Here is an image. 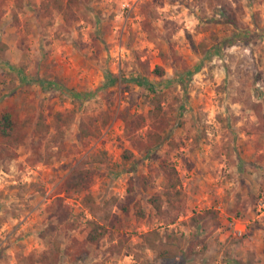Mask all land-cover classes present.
<instances>
[{
	"label": "rangeland",
	"instance_id": "obj_1",
	"mask_svg": "<svg viewBox=\"0 0 264 264\" xmlns=\"http://www.w3.org/2000/svg\"><path fill=\"white\" fill-rule=\"evenodd\" d=\"M65 1L0 0V112L15 108L47 124L74 113L61 141L48 139L51 128L40 144L47 163L29 165L36 141L27 132L0 168V264H19L53 238L60 264H264V134L248 109L264 108V0H83L69 24L56 9ZM219 14L255 36L223 44L232 27L214 25ZM201 39L204 51H219L200 52ZM134 78L162 86L167 125L152 159L131 143L145 140L151 110V94ZM119 113L141 116L143 127L127 137ZM106 115L96 138H79L80 118ZM161 163L173 168L177 194L156 213L148 199L163 191ZM75 167L87 187L65 191ZM59 203L67 216L57 224ZM92 223L106 229L95 245L83 243ZM50 224L54 234L42 235ZM72 239L85 248L75 260ZM190 242L204 248L187 257Z\"/></svg>",
	"mask_w": 264,
	"mask_h": 264
},
{
	"label": "trees",
	"instance_id": "obj_2",
	"mask_svg": "<svg viewBox=\"0 0 264 264\" xmlns=\"http://www.w3.org/2000/svg\"><path fill=\"white\" fill-rule=\"evenodd\" d=\"M81 1L83 0H66L64 4L57 5L56 9L60 12L62 21L65 24H69L75 19V13L81 11ZM220 18L213 20L214 25H230L232 27L229 36L226 38L225 43H233L236 39H242L244 35L245 39L255 36V32L246 31L240 29L238 22L233 17H229L223 14H219ZM242 34L241 37H238ZM214 34H211L208 39H214ZM238 37V38H237ZM246 39V41H247ZM208 42L206 39H201L196 48L200 52H215L217 53L220 49L219 44H214L209 47L206 51ZM152 73L157 77H162L163 70L159 66H154ZM134 83L143 86L151 94V110H150V130L145 134V140H139L133 138L131 143L132 146L140 152L144 157L152 159L155 158V151L159 148L163 140V133L166 128V121L160 113V99L161 92L156 93L157 89H161L162 86L153 85L149 83L146 79L134 78ZM248 109L252 112L255 117V132L257 134H264V108L258 102H251ZM73 111L62 113H55L52 117V124H47L43 122L42 116L33 121L31 118L26 116L25 118H20L19 112L15 108L4 109L0 112V168L3 169V164L8 163L16 157V148L23 142L27 136V132H30L31 137L35 139L36 145L31 150L30 155L26 158L29 161V165H34L36 163L42 162L47 163L50 156L48 154H42L40 151V144L47 138L50 134L51 128L54 130L53 134L49 135L48 139L54 142H59L62 140L64 135V130H67L73 120ZM118 119L122 123L124 135L129 137L130 135L136 133L143 127L144 120L141 116H136L134 114L119 113ZM109 116L106 115L105 118L101 119L98 123L95 119L90 116H85L80 118L76 125V132L79 138L89 139L96 138L99 134L101 127L108 123ZM50 140V141H51ZM133 158V154L129 150H123L121 154V159L124 162H128ZM159 168L163 176V191L160 195H153L148 199V203L151 208L156 213H162V204L165 203L166 206L172 207L173 199L177 192L176 187V175L172 167L167 166L163 163L159 165ZM87 179L85 170L75 167L71 169L65 178L61 182V187L65 191L81 192L87 187ZM84 201L89 206L90 209H96L91 198L89 196H84ZM58 210L53 212V216L56 217V223L59 224L67 216V211L61 204H57ZM142 216V214L140 213ZM56 225H48L42 232L44 236H50L54 234ZM106 229L104 226L92 223L90 224L83 243L95 245L97 244L105 235ZM157 235H153V242H148L151 246ZM119 247V246H118ZM153 247V246H151ZM201 249L204 246L198 242H190L189 246L185 249V256L190 257L196 253V248ZM70 248L72 249L70 258L72 260L77 259L80 255L85 253V248L78 243L75 239H72L70 243ZM156 256L163 260L168 258V252L166 249H158ZM60 243L57 239L53 238L48 240V248L44 251L39 252L36 255H27L19 258V264H60Z\"/></svg>",
	"mask_w": 264,
	"mask_h": 264
},
{
	"label": "built area",
	"instance_id": "obj_3",
	"mask_svg": "<svg viewBox=\"0 0 264 264\" xmlns=\"http://www.w3.org/2000/svg\"><path fill=\"white\" fill-rule=\"evenodd\" d=\"M233 234L240 235V230L234 227L233 228Z\"/></svg>",
	"mask_w": 264,
	"mask_h": 264
}]
</instances>
